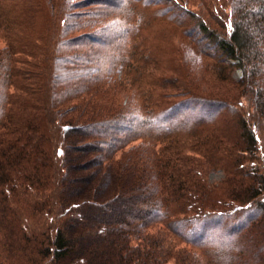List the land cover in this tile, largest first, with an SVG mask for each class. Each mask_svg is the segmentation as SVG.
<instances>
[{
  "label": "trees",
  "instance_id": "obj_1",
  "mask_svg": "<svg viewBox=\"0 0 264 264\" xmlns=\"http://www.w3.org/2000/svg\"><path fill=\"white\" fill-rule=\"evenodd\" d=\"M221 1L209 0L218 30L199 13L186 14L216 61L241 71L242 90L224 102L193 96L188 103L209 104L192 108L195 118H181L175 107L138 118L129 103L102 109L89 98L71 106L106 84L86 54L67 53L69 13L52 14L60 22L36 44V110L0 124L7 131L0 132V264L16 255L20 264H203L187 246L207 247L216 227L242 236L264 227V0ZM4 59L0 51V66ZM14 72H0V85ZM222 102L238 114L228 130L179 136L213 122ZM82 107L83 115L68 116ZM217 167L229 175L221 191L206 180ZM28 209L42 222L39 232ZM158 221L163 229L151 231Z\"/></svg>",
  "mask_w": 264,
  "mask_h": 264
},
{
  "label": "rangeland",
  "instance_id": "obj_2",
  "mask_svg": "<svg viewBox=\"0 0 264 264\" xmlns=\"http://www.w3.org/2000/svg\"><path fill=\"white\" fill-rule=\"evenodd\" d=\"M31 2L6 0L0 5V51L3 57L9 55L0 66V72L10 67L15 71L7 84L0 85V124L9 123L8 118H24L36 110V44L43 41L51 24L60 22V17L59 20L52 14L61 9L69 13L68 21L75 25H71L67 35L71 42L67 53L86 54L91 58L89 63L100 67L104 80L99 84H106L97 94L71 100V106L85 104L89 98V102L97 103L102 109L129 103L137 108L135 116L138 118H157L171 107L185 112L181 118H195L196 115L189 116L190 110L197 108L198 111L209 104L188 103L193 96L219 98L224 102L242 90L236 85L241 71L216 61L196 21L186 14L187 11L199 13L201 19L218 30L213 13L220 14L216 7L211 8L209 0H34V5ZM218 3L221 5L222 1L216 0L215 4ZM223 11L225 15L228 12ZM70 12L80 14L71 16ZM95 37L99 39L95 41ZM75 67L71 68L77 70ZM76 88L82 87L70 84V89ZM238 105L243 111L249 109L245 98H241ZM83 111V107L74 109L68 116L83 115ZM211 116L215 118L213 122L196 131L183 129V135L179 136L185 140L190 134L207 135L228 130V123L238 118L224 103ZM0 132L7 131L1 128ZM228 133L235 134V131ZM222 167L231 169L230 161H225ZM222 167L210 169L206 174V180L218 191L230 187L226 183L229 175ZM24 214L32 219L29 221L32 230H38L42 223L38 221L39 216L30 209ZM159 228L163 229L162 223L154 222L151 231ZM207 239L209 248L187 246L198 254L203 264L210 260L216 264H264V227L242 236L227 234L220 226ZM7 259H4L6 263L12 264V260L13 264H20L17 255ZM174 263L171 260L167 264Z\"/></svg>",
  "mask_w": 264,
  "mask_h": 264
},
{
  "label": "bare ground",
  "instance_id": "obj_3",
  "mask_svg": "<svg viewBox=\"0 0 264 264\" xmlns=\"http://www.w3.org/2000/svg\"><path fill=\"white\" fill-rule=\"evenodd\" d=\"M82 1V0H81ZM90 1V0H89ZM66 80V79H65Z\"/></svg>",
  "mask_w": 264,
  "mask_h": 264
}]
</instances>
